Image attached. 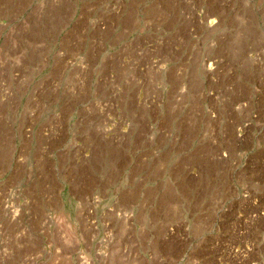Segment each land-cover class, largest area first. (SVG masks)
Listing matches in <instances>:
<instances>
[{
  "label": "rangeland",
  "instance_id": "1",
  "mask_svg": "<svg viewBox=\"0 0 264 264\" xmlns=\"http://www.w3.org/2000/svg\"><path fill=\"white\" fill-rule=\"evenodd\" d=\"M69 1L74 29L33 38L41 84L16 69L0 101V264H264V0ZM35 88L58 115L19 157L62 163L6 182V108Z\"/></svg>",
  "mask_w": 264,
  "mask_h": 264
},
{
  "label": "crops",
  "instance_id": "2",
  "mask_svg": "<svg viewBox=\"0 0 264 264\" xmlns=\"http://www.w3.org/2000/svg\"><path fill=\"white\" fill-rule=\"evenodd\" d=\"M74 5V2L69 0H0V38H9L12 42L11 45L0 44V68L6 66L11 68V79L9 81L0 79V85L3 88V94H0V101L4 100L5 94L6 99L9 98L8 95L10 93L6 92L8 89L6 86H10L12 82L18 81L13 77L16 69L22 71L21 80L23 82L33 84L34 86L41 84L43 78L39 73L41 66L38 65V68L36 67L34 55L31 54V52H34L32 49L33 38L67 35L68 31L74 29L72 26V22L75 19ZM79 7L82 9L80 5ZM18 38L32 39L19 40ZM24 42L30 43L31 47L29 48L26 44H22ZM6 46L9 48H6ZM5 52L18 53V59L3 60L2 53ZM38 59L39 61H43V55L41 54ZM50 73L51 70L47 72V75ZM14 100L21 102V107L16 109L6 108V182L11 181V178L20 170L18 167H24L23 164L27 168L33 165L35 176L38 173H40V176L43 173L46 176L47 174L55 173L58 166L62 163L57 156L53 158V155L44 154L42 160L36 158L33 159V162L30 156L26 157L27 161L25 162L19 157L20 153L29 152V145L26 142L28 141L27 138L30 137L25 132L27 124H31L34 127V142L37 143L40 137L43 140H40V147L48 144L46 142L48 138L44 137L43 133L44 122L46 121L44 116L53 118L58 115V111L53 108H43L46 102L51 101V97L48 98L42 91H39V88H35L32 91L16 96ZM36 143L33 145V151L37 148ZM53 151V149L50 150V152ZM39 196L43 199L42 192H40ZM104 257H108V261H110L106 264H139L140 260L138 256H117L118 260L113 259V256ZM174 257L178 258V261ZM181 257L174 254L144 256L149 264H155V261L160 264H176L180 261ZM99 263L101 264V261Z\"/></svg>",
  "mask_w": 264,
  "mask_h": 264
},
{
  "label": "bare ground",
  "instance_id": "3",
  "mask_svg": "<svg viewBox=\"0 0 264 264\" xmlns=\"http://www.w3.org/2000/svg\"><path fill=\"white\" fill-rule=\"evenodd\" d=\"M213 22H215V21H212V24H213Z\"/></svg>",
  "mask_w": 264,
  "mask_h": 264
}]
</instances>
